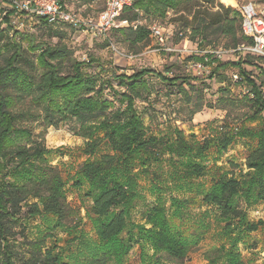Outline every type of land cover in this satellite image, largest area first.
<instances>
[{"label":"trees","instance_id":"trees-1","mask_svg":"<svg viewBox=\"0 0 264 264\" xmlns=\"http://www.w3.org/2000/svg\"><path fill=\"white\" fill-rule=\"evenodd\" d=\"M97 2H103V6L95 12L98 13L105 7L104 0H64L63 3L73 12L82 8V12L87 14L94 11L92 8ZM14 13L12 8L6 17L7 23ZM141 15L148 20L169 18L178 28L181 40L188 39L204 49L216 48L222 43L228 49H237L252 42L243 33L242 16L238 9L226 6L219 0H135L132 6L123 11L121 18L137 22V27L125 26L115 30L125 37L130 46L139 49L148 46L152 40L151 26L138 23ZM40 20L56 36L60 35L61 28L77 30L67 23L54 25L45 18ZM4 34V30L0 31L1 36ZM18 35L34 43L33 35L17 30L11 37L8 35L10 46L4 54L0 53L3 57L0 63V264L121 263L133 241L131 235L123 237L129 226V205L144 198L137 189L138 173L132 164L133 158L140 157L142 169L148 170V166L158 161L165 151L171 152L172 169L168 175L171 184L163 183L157 174H153L155 183L152 192L162 196L172 191V184L179 189H191V181L203 178L208 172L206 159L212 148L226 152L238 136L256 141V146L248 149L245 162L247 172L218 173L212 178L211 187L200 192L202 204L213 209L216 218L223 223V234L235 236L230 248L224 244L214 246L206 252L205 257L212 264H254L246 261L233 246L243 233H255L264 228V219L257 222L247 219L241 200L264 201V124L259 130L239 125L233 128L223 126L216 137H205L202 141L195 134L185 136L178 128L174 131V137L152 134L135 106V101L141 98V91L147 89L145 77L153 74L162 82L172 85L182 77H170L148 68L132 75L114 74L121 85L129 81L127 90L118 93L120 105L117 106L116 100L102 97L105 84L99 82L97 77L84 73V62H75L74 72L63 74L61 60L66 56V51L61 46H33L42 49L38 59L44 70L38 74V66L29 59L23 44L16 40ZM246 55L253 57L249 53ZM230 66H239L242 79L250 87L249 94L234 97L227 87H222L218 101L209 103V107L225 110L226 120L231 123L236 118L240 121L254 115L264 117L262 86L242 68L241 61L228 62L220 67ZM182 81H185L184 78ZM178 85L187 95L186 102H191L183 83ZM27 104L43 111L46 127L74 122L75 135L84 138L82 151L88 158L79 166L74 186L90 202L87 213L95 224L97 245L92 252L74 255L75 259H67L65 251L56 242L48 244L55 237L53 231L56 229L73 232L79 229L80 223H72L74 210L68 202L66 182L59 168L46 161V148L41 143L32 142L30 130L18 124L27 115L35 120L41 117L40 112L24 108ZM200 110L197 106L191 110V116ZM236 111V117H232ZM15 131L26 133L31 144L15 143L11 138ZM103 142L108 143L110 150L94 158ZM38 160L41 162L38 163ZM11 173L18 174L22 182L7 180ZM170 202L173 206L171 218L161 202L148 210L147 220L152 226L148 230L143 228L140 238L149 240L155 250L164 252L169 259L182 263L191 247L197 244L196 236L191 242L180 228L184 223H194L191 220L194 206L172 196ZM195 215L200 217L199 222L193 224L194 227L205 231L208 228L205 221L207 215ZM40 216L50 218L55 223L48 232L31 239L26 234L27 220ZM199 237L197 234V239Z\"/></svg>","mask_w":264,"mask_h":264},{"label":"rangeland","instance_id":"rangeland-1","mask_svg":"<svg viewBox=\"0 0 264 264\" xmlns=\"http://www.w3.org/2000/svg\"><path fill=\"white\" fill-rule=\"evenodd\" d=\"M12 0H0V31L5 34L0 35V53L4 54L10 46V37L14 31L33 35L34 43L30 39L18 35L16 40L23 44L28 57L38 66L37 73L40 74L44 69L39 62V54L42 49H36L33 46L40 45L45 48V44L58 45L65 48L66 56L61 60L63 74L74 72V63L84 62L83 71L88 76H95L99 82L104 83L106 88L102 95L103 98L116 100L118 93L125 92L127 85H121L120 80L115 75H132L144 68L153 69L156 72H162L170 77H182L185 81L177 82L172 85L162 82L156 75H147L145 84L147 89L141 91V98L135 101V106L141 114L144 124L152 134L175 135L176 128L182 130L185 136L189 137L195 134L198 140L202 141L205 137H216L220 133V128L230 125L231 128L236 125L259 130L264 124L262 115L244 118L240 121L231 123L226 120V111L218 107H209V103L215 104L218 101L219 89L227 87L234 97H243L249 94L250 87L242 79L239 66H230L221 68L222 64L228 62H242V68L246 69L248 75L262 86L264 90V57L253 55L249 57L247 53L239 49H228L223 43L217 46L224 52L220 59L214 63L204 73L193 75L189 70V63L198 60L202 56L204 48L196 43H186L178 35V28L169 21L148 20L142 16L139 24L157 25L164 29L163 41L152 38L150 44L145 48L139 49L130 46L123 35L111 30L106 36H93L80 30H73L65 27L61 28V33L56 36L52 30L42 23L36 17L14 18L10 16V22H6V17L12 10ZM15 1V0H13ZM19 2L23 0H18ZM226 6H238L253 2L258 10L264 11V2L259 0H219ZM236 1V2H234ZM226 2V3H225ZM234 2V4H233ZM230 3V4H229ZM103 6V2H97L92 8L97 12ZM171 15H169L170 17ZM23 23V26L21 25ZM152 22V23H149ZM10 37H9V36ZM258 56V57H257ZM3 57L0 56V63ZM115 74V75H114ZM186 78V79H185ZM191 97V102L187 103V95L179 88L180 83ZM199 106L201 110L191 116V110ZM26 109H32L40 112L41 117L34 119L31 116L19 120L18 124L22 128L30 130V140L41 143L46 148L45 159L49 164L57 166L66 182L65 192L70 206L74 210L73 224L80 223L79 229L70 232L68 229L58 228L53 233L55 237L48 241V244L55 242L65 251L67 259H75L74 255H80V252H92L97 245V234L93 219L87 213L89 200L83 197L81 191L75 188L74 181L78 178L79 166L88 158L84 155L82 149L84 138L75 135L74 122L61 124L58 127H46L43 117V111L29 104L24 105ZM239 111V109L237 110ZM237 111L231 116L236 117ZM239 113V112H238ZM240 114V113H239ZM12 140L17 144H31L28 135L23 132H13ZM256 146V141L238 136L235 142L226 152H218L215 148L208 153L206 164L208 172L203 178L191 181L192 188H176L172 184V191L164 193L165 195H156L152 192L154 185L153 174H157L160 181L170 183L168 175L172 169L170 158L172 154L169 150L160 157L158 161L151 163L147 169H142L141 159L136 156L132 160L135 172L138 173L137 184L139 191L144 198L139 201H133L129 205V226L123 233V237L132 236V246L129 253L123 258L121 263L114 264H212L206 260V252L214 247L224 244L230 248L232 237L223 234V223L215 216L213 209L202 204V195L200 192L211 187L212 178L218 173L239 174L241 170L247 172L245 165L248 149ZM107 142H103L94 158L100 154L109 151ZM93 158V157H92ZM38 163L41 160L37 161ZM9 165H12L9 162ZM18 174H9L7 180L22 182ZM84 190V188H83ZM171 196L180 200H186L188 205H193L191 220L194 223H184L180 226L185 236L191 240L196 236L197 244L193 245L188 257L182 263H178L161 251L155 250L150 241L140 238L143 234V228L150 229L151 224L147 220V212L154 204H163L167 208V216L172 217L173 206L171 205ZM243 208L249 221L257 222L264 219V201L242 198ZM161 202V203H160ZM204 217L208 224L205 231H199L193 224L199 222L200 215ZM54 221L47 217H35L27 220L26 234L31 239H36L40 235L48 232ZM71 223V224H72ZM197 234L199 238L197 239ZM21 241V237L18 238ZM76 239V240H75ZM238 242L233 246L238 250L246 261H252L254 264H264V228L255 233H243ZM139 241V242H138ZM19 250L24 248L18 247ZM81 258V257H80Z\"/></svg>","mask_w":264,"mask_h":264},{"label":"built area","instance_id":"built-area-1","mask_svg":"<svg viewBox=\"0 0 264 264\" xmlns=\"http://www.w3.org/2000/svg\"><path fill=\"white\" fill-rule=\"evenodd\" d=\"M135 0H104L105 7L102 11L84 14L82 8L76 12L68 9L64 0H18L11 1L15 10L14 18L36 17L45 18L51 24L67 23L77 30L93 36H106L111 30L125 26L137 27V22H130L121 18L123 11L133 5ZM92 7V5H91ZM242 16V29L245 36L252 39L250 44H243L238 49L264 57V11L258 10L253 2H246L237 7ZM23 26V23L21 22ZM152 38L161 41L164 39V29L153 25L150 27ZM186 43L190 41L185 39ZM224 52L217 48L202 50L203 60L191 61L189 70L193 75L204 73Z\"/></svg>","mask_w":264,"mask_h":264},{"label":"bare ground","instance_id":"bare-ground-1","mask_svg":"<svg viewBox=\"0 0 264 264\" xmlns=\"http://www.w3.org/2000/svg\"><path fill=\"white\" fill-rule=\"evenodd\" d=\"M234 2H236V1H234ZM234 2H233V4H234Z\"/></svg>","mask_w":264,"mask_h":264}]
</instances>
